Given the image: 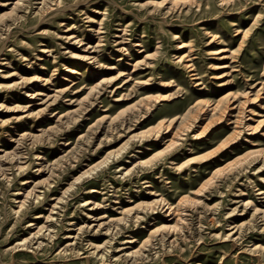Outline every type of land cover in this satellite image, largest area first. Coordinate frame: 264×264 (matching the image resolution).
<instances>
[{
    "label": "rangeland",
    "instance_id": "1",
    "mask_svg": "<svg viewBox=\"0 0 264 264\" xmlns=\"http://www.w3.org/2000/svg\"><path fill=\"white\" fill-rule=\"evenodd\" d=\"M263 161L264 0H0V264H264Z\"/></svg>",
    "mask_w": 264,
    "mask_h": 264
},
{
    "label": "bare ground",
    "instance_id": "2",
    "mask_svg": "<svg viewBox=\"0 0 264 264\" xmlns=\"http://www.w3.org/2000/svg\"><path fill=\"white\" fill-rule=\"evenodd\" d=\"M48 9L49 10H51L52 9V7L51 6H49L48 7ZM53 10V9H52ZM40 20V19H39ZM40 22V21H39ZM40 24V23H39ZM71 38H77V37H75V36H73V37H71ZM183 46L184 45H182V48H183ZM190 51H191V49H189L188 50V52L186 53V56H182L181 58H183V57H186V58H188V64H187V66L188 67H190L191 68V70L192 71H194V74L193 75H195V77H197V78H200L199 77V73L198 72H196V69L194 68V64L192 63V61H191V59H190V57H191V53H190ZM146 58H149L150 57V55H146L145 56ZM121 58H119V60H120ZM223 67H221V68H225V67H227L226 65H222ZM114 68V67H113ZM127 74V72L125 71V70H120L119 71V74H118V76L117 77H112L111 79H102V84H103V82H107V81H113V80H115V79H117V78H119V77H123V76H125ZM128 76H130V74L128 75ZM233 81H228V82H224V83H221V86H218V87H215L214 89H213V92H220V91H222V90H224V89H227V88H230V87H232V83ZM198 84H200V85H203V83H198ZM205 88V87H204ZM203 90V89H202ZM175 93H177V92H175ZM175 93H171L170 94V97L172 96V95H175ZM243 93H245V91H243ZM168 96V95H167ZM237 96H236V94L235 93H233L232 91H230L229 93H227L225 96H223L222 97V101H231V100H235V98H236ZM163 98H165V97H163ZM222 101H220L219 103H221ZM244 101H247V100H244ZM244 101L242 102V101H240L239 102V104L240 103H244ZM203 103V101H197V102H195L191 107H194V106H197V105H199V104H202ZM238 106V105H237ZM237 106H235V105H233V103L231 104V105H228V106H226L225 108L227 109V110H229V112L227 113V115L229 116V123L228 124H237L240 120H242L243 118H245V117H243L242 115H241V112H240V110H238L237 108ZM240 109V108H239ZM212 111H216L217 110V105L216 106H213L212 107V109H211ZM234 111H236L237 113H239L240 112V115H233V113H234ZM232 119H235V120H233V123L231 122V120ZM264 162V161H263ZM246 204H248V202L246 203ZM171 212H172V210H171ZM255 212H259V213H264V211H262L258 206H256L255 207ZM166 226V225H165ZM126 242H128V243H132V242H134V240H127Z\"/></svg>",
    "mask_w": 264,
    "mask_h": 264
}]
</instances>
